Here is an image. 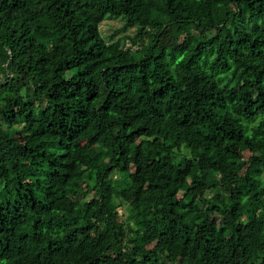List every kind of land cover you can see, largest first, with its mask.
Instances as JSON below:
<instances>
[{"label":"trees","instance_id":"obj_1","mask_svg":"<svg viewBox=\"0 0 264 264\" xmlns=\"http://www.w3.org/2000/svg\"><path fill=\"white\" fill-rule=\"evenodd\" d=\"M0 264H264V0H0Z\"/></svg>","mask_w":264,"mask_h":264},{"label":"rangeland","instance_id":"obj_2","mask_svg":"<svg viewBox=\"0 0 264 264\" xmlns=\"http://www.w3.org/2000/svg\"><path fill=\"white\" fill-rule=\"evenodd\" d=\"M99 33L106 43L111 45V48L136 49L131 46L127 39L133 36L134 29L125 27L124 20L120 18L105 17L99 25ZM168 41L172 42V37L169 33H165L161 42ZM113 204L120 216L126 214L127 210H125L124 205L116 200H113Z\"/></svg>","mask_w":264,"mask_h":264}]
</instances>
